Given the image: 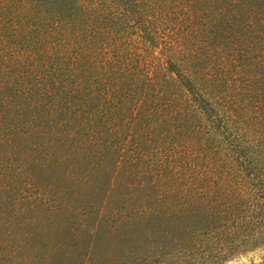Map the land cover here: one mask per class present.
Here are the masks:
<instances>
[{
    "label": "trees",
    "instance_id": "obj_1",
    "mask_svg": "<svg viewBox=\"0 0 264 264\" xmlns=\"http://www.w3.org/2000/svg\"><path fill=\"white\" fill-rule=\"evenodd\" d=\"M21 97L199 202L203 239L264 243V0H0V108Z\"/></svg>",
    "mask_w": 264,
    "mask_h": 264
},
{
    "label": "rangeland",
    "instance_id": "obj_2",
    "mask_svg": "<svg viewBox=\"0 0 264 264\" xmlns=\"http://www.w3.org/2000/svg\"><path fill=\"white\" fill-rule=\"evenodd\" d=\"M29 15L19 25L5 18L7 41L17 43L20 26L31 33ZM254 74L243 73L252 104L261 95ZM25 97L0 108V264H264V243L247 249L224 227L203 239L199 202L144 175L132 154L117 161L85 134H48L74 122Z\"/></svg>",
    "mask_w": 264,
    "mask_h": 264
}]
</instances>
